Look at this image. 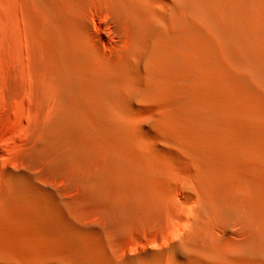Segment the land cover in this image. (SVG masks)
Instances as JSON below:
<instances>
[{"label":"bare ground","instance_id":"6f19581e","mask_svg":"<svg viewBox=\"0 0 264 264\" xmlns=\"http://www.w3.org/2000/svg\"><path fill=\"white\" fill-rule=\"evenodd\" d=\"M13 102L0 264H264V0H0Z\"/></svg>","mask_w":264,"mask_h":264},{"label":"rangeland","instance_id":"374dc122","mask_svg":"<svg viewBox=\"0 0 264 264\" xmlns=\"http://www.w3.org/2000/svg\"><path fill=\"white\" fill-rule=\"evenodd\" d=\"M24 74V70L23 69H20L18 68L17 69V77L20 78L21 76H23ZM3 107V108H2ZM17 112H18V108H17V103L16 102H13L12 104H10L9 106H6V105H3V104H0V132L2 131H5V130H9V128L11 126H13L14 124L12 122H9L7 121L6 118H4V115H10L12 118H17ZM14 119V121H15ZM9 123V124H8ZM8 125V126H7ZM27 138H28V135L27 134H24L22 137H21V142L20 144H18L17 146L18 147H13L10 148V152L7 153V159H4L3 160V166L2 163H0L1 165V169H3L5 172H11L12 170L14 171V173H19V175H21V173L23 174V176H29L30 174V177L33 178V182L36 184V186L38 185V187H42L44 190L46 191H49L48 193L50 194L51 196V201L53 202V200L55 199H61V200H75L78 198L79 196V193H77V191L74 189V188H71L70 184H68L65 180V178H63L62 176H59V177H56L55 175L57 174H54L55 172L52 170V171H48L49 168L47 169V165H43V161H35L33 160L34 158L35 159H38L40 160L39 158H36L37 155L34 153L33 156V159L32 157L30 158V156H28L30 159L27 160V163L29 164L30 163V166L25 163V162H22L23 159H26V158H21L20 159H17L15 158V153H16V156L19 157V155H17V153H23L25 154L26 152H28L29 150V145H28V142H27ZM25 144L28 146L26 147ZM22 146V147H21ZM28 149H25V147ZM14 150V151H13ZM27 150V151H26ZM9 151V149H8ZM25 151V152H24ZM10 154V155H9ZM12 155V156H11ZM14 155V156H13ZM21 155V154H20ZM22 156V155H21ZM13 157V158H12ZM25 157V156H24ZM20 160V161H19ZM25 161V160H24ZM43 162V163H42ZM37 163V164H36ZM42 163V165L40 164ZM36 165V166H35ZM41 165V168L39 166ZM4 167V168H3ZM46 167V168H44ZM12 169V170H11ZM12 171V172H13ZM43 171V173H41ZM44 171H47V173H45ZM11 172V173H12ZM48 172H51L48 173ZM45 173V174H44ZM44 174V175H43ZM48 174V175H47ZM54 174V175H53ZM63 178V179H62ZM61 179V180H60ZM68 181V180H67ZM63 184V185H62ZM52 191V192H51ZM76 192V193H75ZM49 209H52L51 206H48ZM48 210V209H47ZM45 210L46 214L49 215L48 211ZM53 210V209H52ZM90 219V220H89ZM86 223L88 222V224L92 225L94 224V221L95 219L91 216H88L86 217ZM90 222V223H89ZM98 221H96L97 223ZM100 224V223H99ZM96 224H94L95 226ZM107 232V231H106ZM107 236H104L102 238V242L101 240H99L100 243H102L105 247V249H108V247L112 246L113 244H115L117 238L114 236V234H111L109 231L107 232ZM119 242V241H118ZM139 247V249H137ZM137 248L136 250L139 251V253H142L143 250L145 251L146 248L142 247V246H139L137 245ZM143 249V250H142ZM26 264V263H24Z\"/></svg>","mask_w":264,"mask_h":264}]
</instances>
